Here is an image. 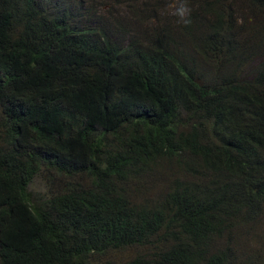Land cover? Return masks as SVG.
<instances>
[{
    "label": "trees",
    "instance_id": "trees-1",
    "mask_svg": "<svg viewBox=\"0 0 264 264\" xmlns=\"http://www.w3.org/2000/svg\"><path fill=\"white\" fill-rule=\"evenodd\" d=\"M0 264H264V0H0Z\"/></svg>",
    "mask_w": 264,
    "mask_h": 264
},
{
    "label": "rangeland",
    "instance_id": "rangeland-1",
    "mask_svg": "<svg viewBox=\"0 0 264 264\" xmlns=\"http://www.w3.org/2000/svg\"><path fill=\"white\" fill-rule=\"evenodd\" d=\"M49 176V173L42 169L39 173L36 174L33 180L32 193L36 197H41L49 191V187L46 185V179Z\"/></svg>",
    "mask_w": 264,
    "mask_h": 264
},
{
    "label": "clouds",
    "instance_id": "clouds-1",
    "mask_svg": "<svg viewBox=\"0 0 264 264\" xmlns=\"http://www.w3.org/2000/svg\"><path fill=\"white\" fill-rule=\"evenodd\" d=\"M170 7L174 8V15L178 16L185 25H188L191 23L190 15H191V8L185 4L180 3L179 6H177L175 3L170 5ZM242 23V21H240Z\"/></svg>",
    "mask_w": 264,
    "mask_h": 264
}]
</instances>
